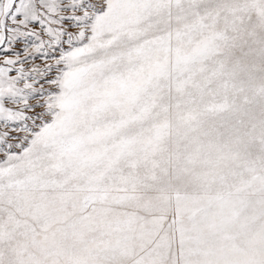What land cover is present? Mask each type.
I'll list each match as a JSON object with an SVG mask.
<instances>
[{
    "label": "snow or ice",
    "instance_id": "6c2138e0",
    "mask_svg": "<svg viewBox=\"0 0 264 264\" xmlns=\"http://www.w3.org/2000/svg\"><path fill=\"white\" fill-rule=\"evenodd\" d=\"M0 264H264V0H0Z\"/></svg>",
    "mask_w": 264,
    "mask_h": 264
}]
</instances>
